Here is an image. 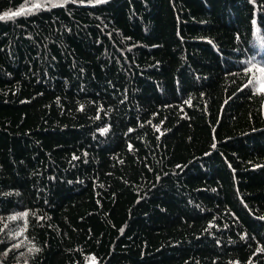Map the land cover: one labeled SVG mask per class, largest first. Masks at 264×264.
Listing matches in <instances>:
<instances>
[{
    "label": "trees",
    "instance_id": "16d2710c",
    "mask_svg": "<svg viewBox=\"0 0 264 264\" xmlns=\"http://www.w3.org/2000/svg\"><path fill=\"white\" fill-rule=\"evenodd\" d=\"M0 17V264H264V0Z\"/></svg>",
    "mask_w": 264,
    "mask_h": 264
},
{
    "label": "rangeland",
    "instance_id": "374dc122",
    "mask_svg": "<svg viewBox=\"0 0 264 264\" xmlns=\"http://www.w3.org/2000/svg\"><path fill=\"white\" fill-rule=\"evenodd\" d=\"M28 9V8H27ZM18 217H21V215H17ZM22 228L18 229L16 231V233H13V236H14V242L16 243L15 244V247H21L23 244H24V240L23 238L20 236L22 233ZM25 245H26V242H25ZM21 259L22 257L20 256L18 258V262L16 264H24V262H21Z\"/></svg>",
    "mask_w": 264,
    "mask_h": 264
},
{
    "label": "snow or ice",
    "instance_id": "6c2138e0",
    "mask_svg": "<svg viewBox=\"0 0 264 264\" xmlns=\"http://www.w3.org/2000/svg\"><path fill=\"white\" fill-rule=\"evenodd\" d=\"M3 18L4 17H0V19H3ZM254 67H255V65H254ZM259 71L264 72V68H260ZM250 83H251V81H250ZM105 131H106V129H105Z\"/></svg>",
    "mask_w": 264,
    "mask_h": 264
},
{
    "label": "bare ground",
    "instance_id": "6f19581e",
    "mask_svg": "<svg viewBox=\"0 0 264 264\" xmlns=\"http://www.w3.org/2000/svg\"><path fill=\"white\" fill-rule=\"evenodd\" d=\"M6 148V147H5Z\"/></svg>",
    "mask_w": 264,
    "mask_h": 264
}]
</instances>
